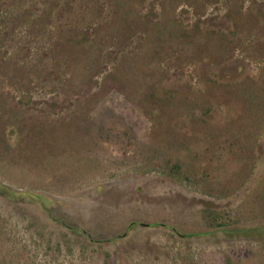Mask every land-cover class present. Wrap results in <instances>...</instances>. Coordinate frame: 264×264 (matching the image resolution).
Instances as JSON below:
<instances>
[{
    "label": "rangeland",
    "instance_id": "rangeland-1",
    "mask_svg": "<svg viewBox=\"0 0 264 264\" xmlns=\"http://www.w3.org/2000/svg\"><path fill=\"white\" fill-rule=\"evenodd\" d=\"M0 264H264V0H0Z\"/></svg>",
    "mask_w": 264,
    "mask_h": 264
}]
</instances>
